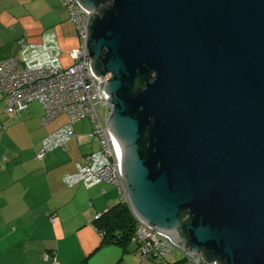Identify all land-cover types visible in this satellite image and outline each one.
I'll list each match as a JSON object with an SVG mask.
<instances>
[{
  "label": "water",
  "instance_id": "1",
  "mask_svg": "<svg viewBox=\"0 0 264 264\" xmlns=\"http://www.w3.org/2000/svg\"><path fill=\"white\" fill-rule=\"evenodd\" d=\"M77 1L136 219L208 264H264V0Z\"/></svg>",
  "mask_w": 264,
  "mask_h": 264
},
{
  "label": "crops",
  "instance_id": "2",
  "mask_svg": "<svg viewBox=\"0 0 264 264\" xmlns=\"http://www.w3.org/2000/svg\"><path fill=\"white\" fill-rule=\"evenodd\" d=\"M64 1L0 0V60L19 57L21 38L38 42L50 30L65 52L77 46ZM44 113L39 101L6 113L0 93V264H52L46 253L59 264H199L175 247L165 259L143 258L137 244L105 243L95 216L121 200L119 189L107 182L90 188L63 182L99 147L89 135L91 122L74 123L77 137L39 160L42 139L68 122L66 114L44 122Z\"/></svg>",
  "mask_w": 264,
  "mask_h": 264
},
{
  "label": "built area",
  "instance_id": "3",
  "mask_svg": "<svg viewBox=\"0 0 264 264\" xmlns=\"http://www.w3.org/2000/svg\"><path fill=\"white\" fill-rule=\"evenodd\" d=\"M64 5L76 27L78 45L65 52L56 30L43 33L38 42L21 38L19 57L0 60V93L4 96L5 112L26 110L30 102L39 101L45 108L44 122L60 114L68 116L66 124L42 140L37 159H43L77 137L74 123L88 118L92 126L89 135L98 140L99 147L87 156L86 164L78 163L76 172L66 174L63 182L69 187L84 184L87 188L102 182L111 183L125 201L121 148L107 123L111 112V104L104 94L108 77L99 79L91 69L87 47L90 15L77 0H65ZM100 107L106 108L104 114L99 112ZM132 239L143 258H164L174 248L169 237L141 222ZM190 258L199 264H208L201 256ZM45 259L59 264L49 253L45 254Z\"/></svg>",
  "mask_w": 264,
  "mask_h": 264
},
{
  "label": "trees",
  "instance_id": "4",
  "mask_svg": "<svg viewBox=\"0 0 264 264\" xmlns=\"http://www.w3.org/2000/svg\"><path fill=\"white\" fill-rule=\"evenodd\" d=\"M41 146H42V143H41ZM98 214H99V217L96 218L95 216L94 223L99 233L103 236V241L105 243L119 245V246H122L123 248H126L131 244H136V243H133L132 238L135 235L136 227L138 226L139 221L136 219V217L132 213L126 201H123L121 198L120 201H118L116 204L110 207L107 211L101 212ZM154 258L156 257L154 256ZM49 261L52 263L51 260Z\"/></svg>",
  "mask_w": 264,
  "mask_h": 264
},
{
  "label": "rangeland",
  "instance_id": "5",
  "mask_svg": "<svg viewBox=\"0 0 264 264\" xmlns=\"http://www.w3.org/2000/svg\"><path fill=\"white\" fill-rule=\"evenodd\" d=\"M70 26L73 28V25L72 24H70ZM71 50V49H70ZM99 112L101 113V114H104L105 112H106V108L105 107H100L99 108ZM116 194L118 195V192H116ZM119 196L120 195H118V198H119Z\"/></svg>",
  "mask_w": 264,
  "mask_h": 264
}]
</instances>
